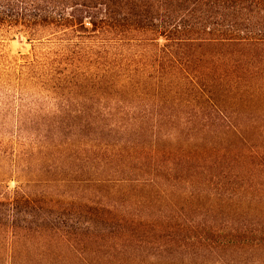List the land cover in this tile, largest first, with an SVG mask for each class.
I'll return each mask as SVG.
<instances>
[{"label":"trees","instance_id":"16d2710c","mask_svg":"<svg viewBox=\"0 0 264 264\" xmlns=\"http://www.w3.org/2000/svg\"><path fill=\"white\" fill-rule=\"evenodd\" d=\"M17 33L35 48L20 60L0 53V184L19 183L6 198L14 214L24 209L19 219L45 213L36 217L53 225L94 209L35 192L36 176L59 168L74 183L79 164H108L132 142L125 135L146 131L148 108L170 100L201 112L176 117L191 130L232 126L205 84L264 64V0H0V41Z\"/></svg>","mask_w":264,"mask_h":264},{"label":"rangeland","instance_id":"374dc122","mask_svg":"<svg viewBox=\"0 0 264 264\" xmlns=\"http://www.w3.org/2000/svg\"><path fill=\"white\" fill-rule=\"evenodd\" d=\"M34 48L18 33L0 41L7 59ZM226 71L205 86L234 127L191 130L198 126L189 120L182 128L177 116L201 112H178L168 100L162 112H144L146 131L125 135L132 142L118 144L108 164H79L74 183L59 168L36 176L35 192L94 210H67L71 221L53 225L36 217L45 213L21 220L24 209L6 205L19 183L0 184V264H264V64Z\"/></svg>","mask_w":264,"mask_h":264}]
</instances>
